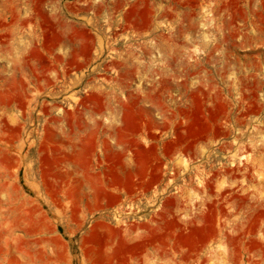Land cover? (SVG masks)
I'll return each instance as SVG.
<instances>
[{
    "label": "rangeland",
    "instance_id": "obj_1",
    "mask_svg": "<svg viewBox=\"0 0 264 264\" xmlns=\"http://www.w3.org/2000/svg\"><path fill=\"white\" fill-rule=\"evenodd\" d=\"M0 264H264V0H0Z\"/></svg>",
    "mask_w": 264,
    "mask_h": 264
}]
</instances>
